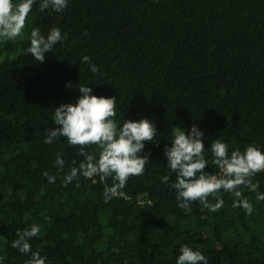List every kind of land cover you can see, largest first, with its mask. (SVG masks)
Returning <instances> with one entry per match:
<instances>
[{"label": "trees", "instance_id": "obj_1", "mask_svg": "<svg viewBox=\"0 0 264 264\" xmlns=\"http://www.w3.org/2000/svg\"><path fill=\"white\" fill-rule=\"evenodd\" d=\"M67 33L43 62L26 54L31 28ZM25 37L0 42V256L26 264L30 254L11 247L32 224L42 234L32 250L46 264H176L181 245L202 251L208 264H264V200L241 188L252 215L233 197L210 212L198 201L177 207L175 191L161 183L171 129L196 124L205 148L218 138L241 150L264 146V0H69L61 13L38 4ZM89 55L101 70L79 63ZM4 55V57H3ZM79 84L117 98L118 124L147 117L155 142L141 153L149 163L129 177L119 197L105 203L104 184L61 178L83 159L66 138L43 142L55 127L54 108L75 103ZM70 85V86H69ZM87 151L98 155L95 145ZM57 153L65 159L55 165ZM211 161V152L206 150ZM44 171L57 176L48 183ZM205 171L218 174L209 163ZM264 192V171L256 174ZM175 181L172 176L169 184ZM209 200L214 202L213 197Z\"/></svg>", "mask_w": 264, "mask_h": 264}, {"label": "clouds", "instance_id": "obj_2", "mask_svg": "<svg viewBox=\"0 0 264 264\" xmlns=\"http://www.w3.org/2000/svg\"><path fill=\"white\" fill-rule=\"evenodd\" d=\"M38 4L39 11L51 8L57 13L63 12L69 0H0V42L21 37L26 20L33 6ZM67 33L59 27H52L47 34L38 27L31 28L26 54L36 61L43 62L46 53L52 51L58 43H63ZM79 63L88 65L93 74H101L100 67L92 58L82 55ZM70 86V85H69ZM80 95L75 103H61L54 108L55 127L45 129L43 142L66 138L68 145H79V154L83 159L78 165L73 162L70 171L61 178V185L67 186L74 180L79 184L80 177H96L101 182L111 177L113 183L104 184L103 200L105 203L119 197L129 177L140 176L145 172L149 154L144 153L147 142H155L157 128L147 117L138 120L124 119L118 124L117 98L115 96H97L89 84H79ZM204 132L193 124L189 130L181 126L171 129V144L165 145L164 156L167 160V172L161 177V183L175 191L177 207L191 210L192 202L198 201L210 212H217L224 206L221 193H228L234 199L233 207L242 208L246 215H252L253 204L243 197L241 188L256 193L257 200H264V192L259 191V182L253 178L264 171V146L250 143L243 150L234 148L229 151L226 142L216 138L205 148ZM95 145L98 155L87 151V146ZM211 152V161L205 152ZM216 166L219 173L205 171L206 165ZM55 165L63 169L65 159L57 153ZM48 183H55L57 176L48 171L42 173ZM172 176L175 181L169 184ZM214 198V202L209 200ZM42 234L41 226L32 224L18 232V238L11 241V247L19 252L30 254L26 264H46V257L32 250L31 240ZM176 257V264H208L206 255L188 244L181 245ZM0 264L4 258L0 256Z\"/></svg>", "mask_w": 264, "mask_h": 264}, {"label": "rangeland", "instance_id": "obj_3", "mask_svg": "<svg viewBox=\"0 0 264 264\" xmlns=\"http://www.w3.org/2000/svg\"><path fill=\"white\" fill-rule=\"evenodd\" d=\"M24 37H25V32L23 31V34H22L21 37H17V38H15L14 40H11V41H12V42H16V41H18V40H22V39H24ZM3 57H4V55H3Z\"/></svg>", "mask_w": 264, "mask_h": 264}]
</instances>
